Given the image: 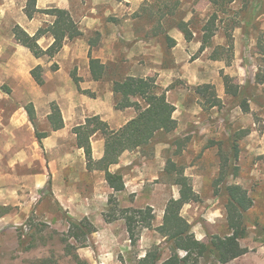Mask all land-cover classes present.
I'll list each match as a JSON object with an SVG mask.
<instances>
[{
  "label": "crops",
  "instance_id": "1",
  "mask_svg": "<svg viewBox=\"0 0 264 264\" xmlns=\"http://www.w3.org/2000/svg\"><path fill=\"white\" fill-rule=\"evenodd\" d=\"M26 6L27 0H0V204L21 206L20 213L28 215L33 210L29 199H40L49 187L53 201L69 219H86L95 228L92 239L97 245L104 239L115 240L114 227L121 222L104 221L110 197L118 208L124 206L119 209L149 207L155 218L157 213L161 218L167 202L175 197L163 191L157 201L149 183L156 184L166 167L169 142L181 134H192H186L187 129L201 125L203 111L196 103L200 97L195 90L209 85L221 106L230 101L221 74L230 82L233 76L220 56L211 59L218 48L210 52L205 47L199 52L203 33L192 32L189 16L173 23L166 12L157 19L159 11H168L165 2L36 0L37 11H67L82 36L66 40L54 58H35L14 40L12 29L18 26L33 37L39 29L52 25L54 18L37 13L28 19ZM180 22L188 25L190 37L179 29ZM52 43L53 38L46 35L37 45L46 51ZM91 62L97 68H91ZM37 67L43 70L42 85L31 77ZM126 78H152L158 93L166 91L177 128L169 134L158 133L155 138H165L153 143L150 153L126 151L108 167L124 183L123 192L114 193L104 171L87 170L84 149L78 146L74 130L91 118L99 119L110 131L135 119L143 102L113 92V85ZM52 106L60 116L57 127H53L54 119L49 122ZM217 108L220 106L211 111ZM230 111H239L240 122L249 123V113L236 107ZM88 144L91 160L99 162L105 151L104 136L97 131L88 137Z\"/></svg>",
  "mask_w": 264,
  "mask_h": 264
},
{
  "label": "rangeland",
  "instance_id": "2",
  "mask_svg": "<svg viewBox=\"0 0 264 264\" xmlns=\"http://www.w3.org/2000/svg\"><path fill=\"white\" fill-rule=\"evenodd\" d=\"M157 1L168 5V11H159L157 19H162L166 12L173 23L189 16L192 32L197 36L216 13L215 29L207 47L210 52L218 48L216 55L222 58L227 72L233 76L231 84L241 88L249 106V123L242 124L239 111L237 114L230 111L235 107L231 97L227 96L230 101L226 100L224 107L214 111L200 98L196 103L203 111L201 125L187 129L186 134H192H181L169 142L171 148L164 157L176 169H183V176L190 180L193 190L192 200L183 206L180 215L191 226L196 241L206 243L209 236L224 237L228 230L222 184L240 186L253 200L246 215L248 237L240 242L247 252L227 264H264V0H215L216 5L213 0H182L178 6L173 5L175 0ZM147 16L154 19L151 14ZM257 80H262L263 84H257ZM213 92L216 95L214 88ZM238 136L242 138L236 141ZM164 138L158 136L153 143ZM235 141L236 161L231 151ZM233 168H236V176L230 175ZM221 171L226 175L223 182L215 186ZM164 172L165 168L156 184L149 183L157 201L163 191L178 198V187L172 186L174 173L167 176ZM45 192L40 199H29L33 210L28 215L20 213L21 206L0 204V264H74L73 255L88 264H137L154 246L162 250L157 264L169 257L164 238L156 232L162 222L160 213L156 214L158 218L154 216L152 229L141 232L135 247L130 245L121 221L114 227L112 242L104 239L97 245L92 234L84 247L69 250V246L77 247L68 238L69 216L53 201L49 187ZM197 264L218 263L205 259Z\"/></svg>",
  "mask_w": 264,
  "mask_h": 264
},
{
  "label": "trees",
  "instance_id": "3",
  "mask_svg": "<svg viewBox=\"0 0 264 264\" xmlns=\"http://www.w3.org/2000/svg\"><path fill=\"white\" fill-rule=\"evenodd\" d=\"M35 2L36 0H27V6L24 10L26 17L32 19L37 13L47 15L54 18L52 25L39 29L33 37L15 26L12 29V35L14 40L28 49L35 58L48 57L51 59L60 52L66 40L77 39L82 34L67 11L60 9L37 11ZM216 3L213 0V4L216 5ZM173 5L178 6L179 1L175 0ZM167 15L169 14L167 13ZM216 19L217 16L214 13L202 29V46L199 52L207 47L212 31L215 29ZM187 26L182 22L178 25L179 29L187 37H190ZM46 35L53 38V43L46 51H42L37 42ZM228 49L231 50L232 45ZM214 58H216V53L213 52L211 59ZM94 66L97 68L96 63L91 62V68ZM31 77L38 85L43 84V70L40 67L31 71ZM256 83L262 85L263 81L257 80ZM223 85L225 94L231 97L233 105L238 107L242 113L248 114V100L243 99L244 93L241 88L231 84L230 79L226 77H223ZM113 92L122 98L139 99L143 102V107L140 108L135 119L118 131H110L99 119L91 118L86 121L84 127L76 128L74 132L77 135L78 146L84 149L87 170L104 171L109 188L114 193H121L124 190L122 177L120 174H110L108 167L116 164L123 152L139 150L150 153L153 140L158 133L169 134L174 132L177 127L176 122L172 120L174 108L166 100V91L158 93L152 78H126L124 81L113 85ZM195 93L208 104V108L221 106V102L217 99L211 86L199 87L195 90ZM26 110L30 117L29 108H26ZM53 119L55 120L53 127H57L60 116L55 106H52V115L49 117V122H52ZM97 131H100L105 138V151L99 162H93L90 157L88 137ZM241 138L238 136L236 141ZM236 141L231 144L232 159L234 161L238 159ZM172 173H174L173 185L178 187V198L170 199L167 202L162 222L156 229V232L164 238V243L170 252L169 257L162 264H197L200 260L205 259H212L218 264H227L243 256L247 251L241 247L240 242L248 237L246 215L253 206V200L248 192L238 185L222 184L221 193L226 199L224 209L228 235L224 237L209 236L206 243H200L194 239L191 226L180 215L183 206L187 205L193 197L190 180L183 176V169H176L172 162L166 161L164 174L168 176ZM224 175L226 174L221 171L220 178L215 182V186L223 182ZM230 175L236 176V168L232 169ZM108 205L109 211L104 214L105 223L123 221L131 246L135 247L138 244L143 230L150 231L152 229L154 214L151 208L119 209L113 197L109 198ZM67 223L69 227L68 238L77 245L73 248L69 246V250L84 247L88 237L95 233V228L86 219L81 221L68 219ZM180 253L183 255L180 256ZM161 255L162 250L160 247L154 246L142 258L138 259L137 264H157L161 259ZM72 258L74 264H88L80 260L77 255H73Z\"/></svg>",
  "mask_w": 264,
  "mask_h": 264
}]
</instances>
